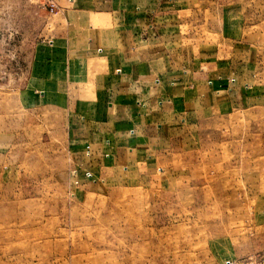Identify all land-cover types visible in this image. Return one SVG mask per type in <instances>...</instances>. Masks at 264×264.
Here are the masks:
<instances>
[{
	"label": "rangeland",
	"instance_id": "rangeland-1",
	"mask_svg": "<svg viewBox=\"0 0 264 264\" xmlns=\"http://www.w3.org/2000/svg\"><path fill=\"white\" fill-rule=\"evenodd\" d=\"M43 1L0 0V264H254L264 254V0H199V19L182 24L254 98L216 132L210 162L170 189L78 177L63 106L19 103L34 46L59 19Z\"/></svg>",
	"mask_w": 264,
	"mask_h": 264
},
{
	"label": "crops",
	"instance_id": "crops-1",
	"mask_svg": "<svg viewBox=\"0 0 264 264\" xmlns=\"http://www.w3.org/2000/svg\"><path fill=\"white\" fill-rule=\"evenodd\" d=\"M54 1L59 19L16 92L29 109L63 106L72 173L170 189L210 162L227 117L254 96L199 28L183 32L199 0Z\"/></svg>",
	"mask_w": 264,
	"mask_h": 264
},
{
	"label": "built area",
	"instance_id": "built-area-1",
	"mask_svg": "<svg viewBox=\"0 0 264 264\" xmlns=\"http://www.w3.org/2000/svg\"><path fill=\"white\" fill-rule=\"evenodd\" d=\"M46 1L50 6L51 11H53L57 7V4L54 0H46ZM88 174L91 175V173L89 172ZM254 264H264V254L259 256V258L254 261Z\"/></svg>",
	"mask_w": 264,
	"mask_h": 264
}]
</instances>
